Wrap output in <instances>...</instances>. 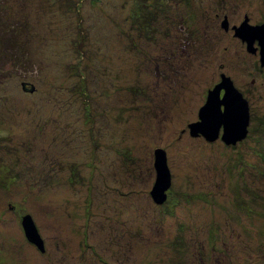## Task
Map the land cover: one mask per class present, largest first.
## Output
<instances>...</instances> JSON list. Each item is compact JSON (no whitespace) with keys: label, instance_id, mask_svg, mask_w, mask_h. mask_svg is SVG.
<instances>
[{"label":"rangeland","instance_id":"374dc122","mask_svg":"<svg viewBox=\"0 0 264 264\" xmlns=\"http://www.w3.org/2000/svg\"><path fill=\"white\" fill-rule=\"evenodd\" d=\"M142 1L15 2L0 264H264V68L233 29L264 24V0ZM223 76L254 117L235 147L191 135ZM158 148L172 173L163 204L151 197Z\"/></svg>","mask_w":264,"mask_h":264},{"label":"water","instance_id":"95a60500","mask_svg":"<svg viewBox=\"0 0 264 264\" xmlns=\"http://www.w3.org/2000/svg\"><path fill=\"white\" fill-rule=\"evenodd\" d=\"M222 26L228 30V19H224ZM236 36L247 42L248 50L256 53L260 50V62L264 68V24L250 25L246 18L241 26H234ZM256 44L258 47H256ZM24 90L31 92L23 83ZM222 93H224L222 95ZM200 122L191 124L192 137L203 136L209 142L221 139L227 146H235L245 140L249 135L251 112L249 101L235 87L230 78L223 76V81L209 92L207 102L199 112ZM154 167L156 180L151 190V197L156 204H163L168 198V190L172 186V173L168 165L167 153L163 149L155 150ZM23 227L30 243L45 251V243L39 229L31 215L23 217Z\"/></svg>","mask_w":264,"mask_h":264},{"label":"trees","instance_id":"16d2710c","mask_svg":"<svg viewBox=\"0 0 264 264\" xmlns=\"http://www.w3.org/2000/svg\"><path fill=\"white\" fill-rule=\"evenodd\" d=\"M10 1L12 4L11 3L8 4L9 0H0V83L4 82V77L7 74L5 67L10 64L8 60L12 58L13 50L20 48V46L22 45V43L20 42V33H19V29L21 28H19L20 27L19 24H16L13 21L15 20V15H17L16 5H19L21 1L25 2V0H10ZM16 1L17 3L14 6ZM165 1L168 4H170L169 0H165ZM143 5H146L147 7H154V9L155 8L163 9L164 12H166L165 9L162 8V0H152L151 2L150 0H144L138 4L139 6L138 8H143ZM146 9L147 12L148 11L150 12L151 10L150 8L149 9L146 8ZM144 27L146 30L147 29L146 26ZM251 120H254V117H251ZM262 120L264 122V118ZM256 167L257 166H254V168ZM9 177L10 176H7L6 179H8ZM76 177L73 178V182L77 180ZM1 184H3V187L6 186L3 182Z\"/></svg>","mask_w":264,"mask_h":264}]
</instances>
